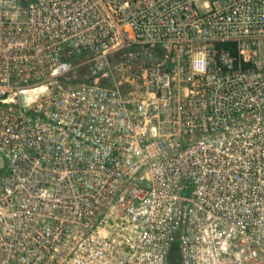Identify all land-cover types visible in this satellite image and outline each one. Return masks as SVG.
Instances as JSON below:
<instances>
[{
  "label": "built area",
  "instance_id": "1",
  "mask_svg": "<svg viewBox=\"0 0 264 264\" xmlns=\"http://www.w3.org/2000/svg\"><path fill=\"white\" fill-rule=\"evenodd\" d=\"M0 264H264V0H0Z\"/></svg>",
  "mask_w": 264,
  "mask_h": 264
},
{
  "label": "rangeland",
  "instance_id": "2",
  "mask_svg": "<svg viewBox=\"0 0 264 264\" xmlns=\"http://www.w3.org/2000/svg\"><path fill=\"white\" fill-rule=\"evenodd\" d=\"M83 77H84L83 75H82L81 77H80V76L72 77V80H76V79H78V78H83ZM62 86H65V85L62 84Z\"/></svg>",
  "mask_w": 264,
  "mask_h": 264
}]
</instances>
